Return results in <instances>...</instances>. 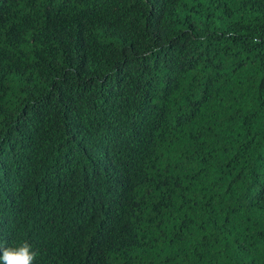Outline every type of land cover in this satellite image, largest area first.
I'll return each instance as SVG.
<instances>
[{
    "label": "trees",
    "instance_id": "trees-1",
    "mask_svg": "<svg viewBox=\"0 0 264 264\" xmlns=\"http://www.w3.org/2000/svg\"><path fill=\"white\" fill-rule=\"evenodd\" d=\"M25 240L264 264V0H0V243Z\"/></svg>",
    "mask_w": 264,
    "mask_h": 264
},
{
    "label": "clouds",
    "instance_id": "clouds-1",
    "mask_svg": "<svg viewBox=\"0 0 264 264\" xmlns=\"http://www.w3.org/2000/svg\"><path fill=\"white\" fill-rule=\"evenodd\" d=\"M38 255V250L26 240L13 245L0 243V264H35Z\"/></svg>",
    "mask_w": 264,
    "mask_h": 264
}]
</instances>
